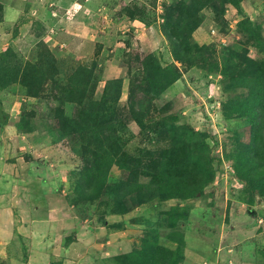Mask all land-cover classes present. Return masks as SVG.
<instances>
[{"label": "rangeland", "instance_id": "rangeland-1", "mask_svg": "<svg viewBox=\"0 0 264 264\" xmlns=\"http://www.w3.org/2000/svg\"><path fill=\"white\" fill-rule=\"evenodd\" d=\"M25 1L28 3L23 5V1L14 0V8H20L26 17L22 16L5 32L0 30V37L4 36L5 40H0V54L12 49L23 63L45 72L47 90L54 86L55 80L61 81L78 68H90L98 62L97 68L103 69V82L98 85L96 100L101 98L106 81L124 77L117 107L125 127H119L118 123L117 137L122 140L123 157L127 161L130 158L141 161L136 176L144 184L150 183V179L143 176L152 174L148 169L149 162L170 147L172 137L166 131L156 133L157 128L142 130L131 119L129 87L130 81L136 82V76L129 75L127 66L150 54H154L163 66L173 64L180 70L181 79L157 99L145 98L137 91L135 107L138 110L142 106L151 108L148 120L154 127L162 117H169L179 135H185L187 141L193 139V146L199 143L201 136L192 138L188 132L205 134L204 144L209 149L210 169L214 176L201 193L185 200L160 203L159 199H153L140 204L147 201L148 194L153 191L133 193L123 202L128 209L125 214L119 213L120 202L110 200L107 195L95 203L82 202L75 196L77 179L73 174L87 167L92 160H84L86 151L95 148L91 135L76 133L82 107L56 101L49 91L45 93L46 98L36 99L29 98L20 85L0 90V191L1 184L6 185L0 205L17 208L19 204L24 206L31 202L47 205L48 210L55 206L62 211L59 218L51 219L53 222L68 226L74 220L77 227H83L87 220V230L97 232L95 236L92 233L96 238L95 248L88 252L83 248L87 236L79 241L74 236L67 237L69 244L63 250L57 246L50 248V243L44 242L45 239L37 236L35 231L31 232L30 239L19 236L16 230L12 235L25 241H21L24 244L21 246L17 237L14 258L35 261L46 255V258H52V264H64L66 260L82 264L80 261L92 253L96 259L89 264H101L99 260L105 262L103 254H118L124 250L118 247L119 241L128 240L136 248H132L133 254H138L142 249V237L156 235L163 250L173 252L172 257L180 264H264V194L254 191L234 168V156L239 152L238 133L243 135L250 120L240 115L227 118L224 108L229 99L238 102L247 97L246 89H228L234 79L249 73V64L244 58L264 67V0H243L241 9L226 3L224 7L213 3L214 6L202 9L200 27L191 35L184 32L196 64L193 66L173 58L171 46L162 33L168 11L183 0ZM215 5L224 9L223 14H218ZM204 54L210 63L217 61L220 71L210 73L200 67L204 66ZM226 61L234 62L238 72L234 76L222 74V65ZM255 63H250L252 70L256 68ZM136 67H133L134 73ZM58 112H64L66 133L57 125ZM193 149L194 154L201 157L202 152ZM119 160L107 170L108 184L125 178L126 172L119 166ZM40 169L45 171L41 173ZM35 180L54 185L47 189L39 184L41 187L34 189ZM25 193L32 195L31 200L20 198ZM172 213L183 218L174 228L169 225ZM0 218L4 220L2 216ZM16 220L19 222V214L11 218L14 226L19 227ZM146 222L157 226L151 229ZM104 225L106 230L100 231ZM96 227L99 231H95ZM176 233L185 235L186 247L176 246L169 239ZM110 234L115 235L110 237ZM33 240L42 243L32 244ZM102 240L109 243L96 245ZM110 247L113 252H106L105 249ZM10 256L9 251L1 252L0 264H8ZM138 257L142 259L140 255ZM163 257L167 256L163 254Z\"/></svg>", "mask_w": 264, "mask_h": 264}, {"label": "trees", "instance_id": "trees-1", "mask_svg": "<svg viewBox=\"0 0 264 264\" xmlns=\"http://www.w3.org/2000/svg\"><path fill=\"white\" fill-rule=\"evenodd\" d=\"M187 1L179 2L168 11L165 22L162 24V33L171 46L173 58L193 66L196 64L191 57L192 50L186 43L188 36L184 32H189L191 35L196 28L200 27L202 23V18L199 17L201 10L214 6L213 3L222 5L221 7H224L223 4L225 3L231 4L241 9L240 3L243 0ZM215 8L219 10L218 14H223L224 9H219L216 5ZM3 20V7L0 4V23ZM205 56L204 54V66L200 67L208 69L210 73L216 70L220 71L221 66L217 61L210 63ZM244 61L249 64V73H243L239 79H234L228 89H246L248 91L247 97L238 102L229 99L228 103L224 104L225 116L231 118L240 115L242 118H249V128L243 132V135L241 132L238 133L239 152L234 156V168L238 176L245 180L254 191L264 194V67L257 65L247 57L244 58ZM132 63L127 67L129 75L132 73L136 76L134 80L137 83L133 80L130 81L128 111L131 119L142 130L157 128L156 133L166 131L167 135L172 137L170 147L163 150L160 157L152 158L149 162L148 169L152 171V174H143L150 179V183H146L147 185L141 183L136 176L139 174L141 161L135 158H130L127 161L123 157L122 140L117 137L118 129L116 127L118 123L120 122L119 127H125L120 120L123 115L120 108L117 107L122 93L124 77L106 81L101 98L96 100L95 94L98 85L103 82V69L102 67L97 68L98 62H94L90 68H78L61 81L55 80L54 86L47 90L44 85L47 81L45 72L36 66L23 63L20 55L12 49L0 54L1 91L14 85H20L29 98H46L45 93L49 91L56 101L59 100L63 104L65 102L76 103L82 107V115L76 133L91 135L95 148L86 151L87 155L84 156V160L89 158L92 160L87 164V167L82 168L78 173H72L77 179L75 196L82 202L93 203L103 195H107L110 200L120 202V214L128 212L123 202L133 193L141 194L148 190L153 191V194H148L147 201H141L140 204H146L153 199H159L160 203L175 199L185 200L201 193L204 186L210 183L214 176L210 169L209 149L204 144L207 137L205 134H198L194 131L188 132L192 138L199 139L201 136L199 143L193 146V139L187 141L185 135H179L169 117H162L157 127H154L148 120L151 108L146 109L142 106V109L138 110L135 107L137 105L134 99L137 91H140L145 98L157 99L181 79L180 70L173 64L163 66L154 54L134 60V63L139 64L138 67ZM233 63L226 61L222 65V74L225 77L234 76L238 73ZM250 63H255L256 68L252 70ZM133 67H136L135 73ZM164 112L163 110L162 113ZM63 114L64 112H58L56 119L57 125L66 133L65 127L67 125L63 123ZM193 147L202 152L201 157L194 154ZM118 159H120L119 166L125 170L126 175L125 178L111 185L107 181V170ZM85 219L88 218L85 217ZM182 219V216L172 213V217L169 219L170 227H176L177 221ZM147 224V227L151 229L157 226L156 223L152 225L148 222ZM71 239L73 240V237ZM169 239L176 246L183 248L187 245L184 234L176 233ZM172 253L170 250L167 252L163 250L160 239L156 235H145L142 237V249L138 254L120 255L118 260L124 264H128L127 261L129 264H180L178 260L172 257ZM163 254L167 257L164 258ZM138 255L142 259H139Z\"/></svg>", "mask_w": 264, "mask_h": 264}, {"label": "crops", "instance_id": "crops-1", "mask_svg": "<svg viewBox=\"0 0 264 264\" xmlns=\"http://www.w3.org/2000/svg\"><path fill=\"white\" fill-rule=\"evenodd\" d=\"M19 1H23V5L26 2L25 0H19ZM0 4L2 5V7L4 8L3 11V15H4V20L0 23V30L1 32H5V30L9 29L12 25H14L15 22H17L18 20H20L23 17H26V14L23 13V11H21V9L19 8H14V0H0ZM22 6V4H19ZM37 19V18H36ZM32 23V22H31ZM25 24V23H24ZM4 35V33H3ZM4 40V36L0 37V40ZM17 165V164H14ZM45 168V167H44ZM42 171H45V169H40L39 172L42 173ZM16 182L18 181V179H15ZM34 180V179H33ZM24 181V180H23ZM34 185H32V187L34 189H38V187H41V185H44L47 189H49L50 187H52L54 184L50 183V184H42V181L40 180H35L33 181ZM55 182V181H54ZM58 183V182H56ZM41 184V185H39ZM1 186H3V188H1L0 191V196H5L6 191L4 190L5 186L4 184H1ZM41 191V190H39ZM43 191V190H42ZM24 196V198H23ZM22 197H20L22 200L23 199H29L31 200L32 195L30 197L29 193H25ZM26 197V198H25ZM20 198H18V202L20 201ZM20 203V202H19ZM0 205V216H2L4 218V220H2L0 218V226L6 228V230H4L3 228L0 227V253L1 252H5V251H9V254H11L10 259L8 264H52V262H54L51 259L46 258V255L41 256L40 258H38L39 260H35L32 261V259H20V258H14L15 252L13 254V250H14V245L16 244L15 242L17 241V237L18 240L20 241V245H24L22 244V240L25 241V239L23 238L22 240H20V235L21 237H30L31 232L33 233L34 231L36 232L37 236L42 237L43 239H45L44 242H48L50 243V248L53 247H63V250L65 248V246H67L68 243V238H70V236H74V238L79 241L80 239L82 240L83 237L87 239L85 242H83V248H85V250H93L95 247V243H96V238L94 237L97 232H93L91 230H87L89 229V224L87 223L88 221L85 220L86 222L83 223V227H77L75 221L71 220L72 222L69 223V225H61L60 223H55L53 222L51 219L52 218H56V216H58V218L61 216V211L62 209H58L57 207H53L52 209L48 210L47 209V205L46 206H40L36 203L32 204L30 202V204H26L24 206H21L20 204L15 208H10L11 206H7L5 205ZM27 206V208L25 209V207ZM14 214H19L20 215V220L19 222H17V220L15 221V223L19 224V227L14 223L11 222V218L13 219V215ZM22 214V215H21ZM24 217H26V221L24 220ZM23 218V219H22ZM11 222V223H10ZM62 222V221H61ZM53 223V224H52ZM107 226V225H106ZM20 227L21 230L20 231ZM107 227L102 226V228H99L100 231H105ZM124 227H121V229ZM79 229V230H77ZM98 228H95V231H99L97 230ZM102 229V230H101ZM16 230L18 231L19 236H13L12 234H14V232H16ZM86 230V231H85ZM94 236H93V234ZM92 237H91V235ZM115 234H110V237H113ZM15 239L12 241V239ZM67 239V240H66ZM74 239V240H75ZM7 240H8V247H7ZM119 241V240H118ZM18 243V242H17ZM42 242H40V240H33L32 244H40ZM71 243V242H70ZM94 243V244H93ZM109 241L107 242V240H102L99 243H97L96 245H101L103 246V244H108ZM120 244H118V247L120 249H124L123 251H118V254H111V253H106L105 255H102V259L105 260V262L103 260H99L101 261V264H124L121 261L118 260L120 255H128L131 251V253H133V248L134 246L128 242V240H121L119 241ZM79 245V242L77 243V246ZM131 246V247H130ZM138 246V244L136 245ZM135 246V247H136ZM47 247V246H46ZM100 247V246H97ZM8 248V249H7ZM133 248V249H132ZM111 247L109 249H105L106 252L110 251ZM129 249V250H128ZM132 249V250H131ZM24 250H26V248L24 247ZM83 251V249H80ZM40 252V251H39ZM89 252V251H88ZM113 252V251H110ZM48 254V253H46ZM49 255V254H48ZM118 257H117V256ZM12 257V258H11ZM115 257L114 262L112 261V258ZM83 258V257H82ZM93 258V254L89 253L88 255H86V257L80 261V263L82 264H89V261H95ZM1 261L5 262V258L1 257ZM98 263V262H97ZM64 264H78L75 263L74 261L71 262L69 260H66ZM95 264V262H94ZM99 264V263H98Z\"/></svg>", "mask_w": 264, "mask_h": 264}]
</instances>
